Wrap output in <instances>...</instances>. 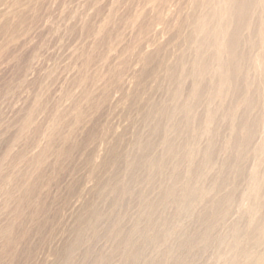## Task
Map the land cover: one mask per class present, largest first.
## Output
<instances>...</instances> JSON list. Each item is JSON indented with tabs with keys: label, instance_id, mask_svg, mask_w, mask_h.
Here are the masks:
<instances>
[{
	"label": "rangeland",
	"instance_id": "374dc122",
	"mask_svg": "<svg viewBox=\"0 0 264 264\" xmlns=\"http://www.w3.org/2000/svg\"><path fill=\"white\" fill-rule=\"evenodd\" d=\"M231 3L0 0V264H262L264 0Z\"/></svg>",
	"mask_w": 264,
	"mask_h": 264
},
{
	"label": "bare ground",
	"instance_id": "6f19581e",
	"mask_svg": "<svg viewBox=\"0 0 264 264\" xmlns=\"http://www.w3.org/2000/svg\"><path fill=\"white\" fill-rule=\"evenodd\" d=\"M205 1V0H204ZM210 2H211V0H209ZM215 1V0H214ZM257 1L258 0H232V8H231V14H230V12H229V15H231V18H232V20L233 21H235V22H237V23H244V24H247L248 23V25H250L249 23H250V15H251V13L254 11V10H256V9H258V8H256V6H259V5H257ZM221 1H219V3H220ZM227 2V1H226ZM260 2V1H259ZM215 3H217V2H214L213 4H215ZM223 3V2H222ZM224 3H225V1H224ZM212 4V3H211ZM226 4H228V3H225V6H226ZM208 5V4H207ZM220 5H222V4H220ZM206 6V5H205ZM223 6V5H222ZM263 6V5H262ZM229 7H231V6H229ZM228 8V7H227ZM226 8V9H227ZM256 8V9H255ZM261 8V7H260ZM211 9V8H210ZM215 9V8H214ZM263 9V8H262ZM205 10V9H204ZM218 10H220V9H218ZM225 10V9H224ZM208 11V10H207ZM209 12H210V10H209ZM212 12V11H211ZM210 12V13H211ZM223 12V11H222ZM207 13V12H206ZM215 13V12H214ZM219 14V13H218ZM217 14V15H218ZM227 14V13H226ZM225 14V15H226ZM254 14V13H253ZM217 15H215V16H217ZM256 15V14H255ZM209 16V15H208ZM212 16V15H211ZM219 16V15H218ZM260 16V15H259ZM205 18V17H204ZM207 18V17H206ZM257 18V17H256ZM200 19V18H199ZM202 19V18H201ZM200 19V20H201ZM255 19V18H254ZM201 21H203V20H201ZM209 21V20H208ZM219 21H220V18H219ZM225 21V20H224ZM228 21V20H227ZM206 22V21H205ZM214 22V21H213ZM227 23V22H226ZM231 23V22H230ZM229 23V24H230ZM263 23V22H262ZM204 24V23H203ZM206 25V24H205ZM227 25V24H226ZM232 25V24H231ZM254 25V24H253ZM258 25V24H257ZM207 27H208V25H206ZM234 26V25H233ZM242 26V25H241ZM203 27V26H202ZM206 27V28H207ZM218 27V26H217ZM225 27V26H224ZM198 28V27H197ZM220 28V27H219ZM237 28V27H236ZM210 29V28H209ZM212 29V28H211ZM229 29V28H228ZM259 29V28H258ZM257 29V30H258ZM201 30H202V28H201ZM207 30V29H206ZM214 30V29H213ZM230 30V29H229ZM231 30H233V29H231ZM252 30H254V29H252ZM198 31V30H197ZM200 31V30H199ZM210 31V30H209ZM207 32V31H206ZM205 32V33H206ZM216 32V31H215ZM200 33V32H199ZM209 33V32H208ZM222 33V32H221ZM207 34V33H206ZM214 35V34H213ZM216 35V34H215ZM218 35V34H217ZM208 36H211V34L210 35H208ZM219 37H220V35H219ZM226 37V36H225ZM206 38H207V36H206ZM209 38V37H208ZM216 38V37H215ZM227 39V38H226ZM229 40L227 41L226 40V44H225V46H224V50H225V52L227 53V60H226V62H224L222 65H221V70H222V80L224 81V82H227V85H228V82L229 81H231V80H233L234 79V77L235 76H237V74L239 73V70H240V68H241V66L245 63V61H246V57L244 56V54L241 52V50H240V47H241V41H240V37H239V33H238V31H236L235 29H234V31H233V33H232V35H231V37H229L228 38ZM218 40V39H217ZM223 39H221V41H222ZM210 41V40H209ZM209 43V42H208ZM212 43V42H211ZM216 43V42H215ZM214 43V44H215ZM222 43H225V42H222ZM248 43V42H247ZM196 44V43H195ZM204 44V43H203ZM210 44V43H209ZM243 44V43H242ZM208 45V44H207ZM216 45V44H215ZM219 45V44H218ZM224 45V44H223ZM222 47V46H221ZM244 47V46H243ZM213 48H215V47H213ZM217 48V47H216ZM202 51V50H201ZM200 52V51H199ZM206 52V51H205ZM203 53V52H202ZM207 53V52H206ZM201 54V53H200ZM210 54V53H209ZM218 54V53H217ZM220 54V53H219ZM224 54V53H223ZM205 55V54H204ZM213 55V54H212ZM209 56H211V55H209ZM225 56V55H224ZM205 57V56H204ZM207 57V56H206ZM221 58V57H220ZM206 61V60H205ZM223 61H224V59H223ZM202 62V61H201ZM210 62V61H209ZM219 62H220V60H219ZM218 63V62H217ZM200 64V63H199ZM208 65V64H207ZM201 66V65H200ZM219 66H220V64H219ZM197 68H199L198 67V65H197ZM213 68H215V67H213ZM218 68V67H217ZM207 69V68H206ZM201 70L202 71H205V67L204 66H202L201 67ZM209 71V70H208ZM207 71V72H208ZM215 71V70H214ZM200 72V71H199ZM196 73H198V72H196ZM202 73V72H201ZM262 73V72H261ZM205 75V74H204ZM212 75V74H211ZM262 75V74H261ZM210 76V75H209ZM239 76V75H238ZM203 77V76H202ZM201 78V77H200ZM204 78V77H203ZM218 78H220V77H218ZM215 79V78H214ZM201 81V80H200ZM203 81V80H202ZM213 81V80H212ZM216 81V80H215ZM218 81V80H217ZM217 81H216V83H217ZM245 81V80H244ZM210 82V81H209ZM205 83V82H204ZM233 83H234V81H233ZM240 83V82H239ZM242 83V82H241ZM197 84H198V82H197ZM207 84V83H206ZM217 84H219V83H217ZM235 84H237L236 83V81H235ZM246 84V83H245ZM205 85V84H204ZM234 85V84H233ZM220 86V85H219ZM235 86H237V85H235ZM247 86V85H246ZM221 87V86H220ZM226 87V86H225ZM231 87V86H230ZM229 87V88H230ZM223 88V87H222ZM244 88V87H243ZM203 88H200V90H198L199 91V94L202 92L201 90H202ZM207 89V88H206ZM247 89H248V87H247ZM208 90V89H207ZM246 90V89H245ZM221 91V90H220ZM230 91V90H229ZM195 92V91H194ZM208 92V91H207ZM222 92V91H221ZM195 94H196V92H195ZM198 94V93H197ZM205 94V93H204ZM212 94V93H211ZM231 94H232V92H231ZM236 94V93H235ZM247 94V93H246ZM201 95V94H200ZM203 95V94H202ZM213 95V94H212ZM211 95V96H212ZM233 95V94H232ZM240 95V94H239ZM251 95V94H250ZM198 96V95H197ZM210 96V95H209ZM244 96V95H243ZM227 97V96H226ZM232 97V96H231ZM230 97V98H231ZM236 97V96H235ZM200 99V98H199ZM235 99V98H234ZM243 100L245 101V98H243ZM252 100V99H251ZM248 102V101H247ZM251 102H253V100L251 101ZM247 106V105H246ZM254 106V105H253ZM252 106V107H253ZM255 107V106H254ZM245 109V108H244ZM236 110H237V108H236ZM245 111V110H244ZM252 111V110H251ZM218 112V111H217ZM241 113V112H240ZM244 113V112H243ZM249 113V112H248ZM228 114H229V112H228ZM234 115V114H233ZM251 114H249V116H250ZM219 116V115H218ZM217 116V117H218ZM248 116V117H249ZM215 117V116H214ZM229 117H231V116H229ZM239 117V116H238ZM247 117V118H248ZM216 118V117H215ZM225 118V117H224ZM260 118V117H259ZM219 119V118H218ZM221 119L222 120H224L223 119V117H221ZM239 119V118H238ZM245 116L243 115L242 116V119H240L241 120V126L244 124V122H245ZM210 120H212V119H210ZM218 121V120H217ZM214 122H215V120H214ZM235 122V121H234ZM239 122V121H238ZM246 124V123H245ZM244 124V125H245ZM250 124V123H249ZM234 125V124H233ZM249 127V126H248ZM254 127V126H253ZM232 128H235V127H232ZM251 128V127H250ZM242 129H243V127H242ZM252 129V128H251ZM257 128H255L254 130H256ZM255 133H256V131H254ZM247 133V132H246ZM251 133V132H250ZM249 132H248V134H246V136H245V140L246 141H248L250 138H252L253 137V135H251ZM239 134V133H238ZM253 134V133H252ZM216 135V134H215ZM243 135V134H242ZM251 135V136H250ZM214 136V135H213ZM219 136V135H218ZM216 137V136H215ZM244 136H242L241 138H243ZM239 140V139H238ZM243 140H244V138H243ZM215 141V140H214ZM233 141V140H232ZM251 141V140H250ZM243 143V142H242ZM241 143V144H242ZM211 144H214V143H212L211 142ZM232 144V143H231ZM211 146V145H210ZM216 146V145H215ZM233 146V145H232ZM245 147V146H244ZM231 149V148H230ZM240 149V148H239ZM245 149V148H244ZM264 149V148H263ZM191 150V149H190ZM229 151V150H228ZM233 151V149L231 150V152ZM264 151V150H263ZM230 152V151H229ZM237 152H239V150L237 151ZM232 156V155H231ZM237 156V155H236ZM240 156V155H239ZM210 158V157H209ZM257 160V159H256ZM260 161V160H259ZM242 162V161H241ZM263 162V161H262ZM233 164V163H232ZM228 165V164H227ZM232 169V168H231ZM236 171V170H235ZM241 172H242V169H241ZM240 172V173H241ZM259 172V171H258ZM262 172V171H261ZM223 173V172H222ZM237 173V172H236ZM221 174V173H220ZM263 175H264V173H262ZM226 175V174H225ZM239 175V174H238ZM242 175V174H241ZM221 176V175H220ZM229 176V175H228ZM255 176V175H254ZM256 177H258L257 176V174H256V176H255V178ZM224 178H225V176H224ZM259 178V177H258ZM253 179V178H252ZM257 179V178H256ZM263 179V178H262ZM226 180V179H225ZM258 181H261V180H258ZM254 182H256L257 183V181H253V183ZM255 183V184H256ZM260 185H261V183H259ZM264 186L262 185V188H263ZM257 191H260V190H257ZM261 191H263V190H261ZM168 193V192H167ZM255 193V192H254ZM258 192H256V195H258L257 194ZM260 194H261V192H260ZM189 195V194H188ZM252 195H253V193H252ZM264 195V194H263ZM262 195V196H263ZM185 196H186V194H185ZM260 197V196H259ZM259 197H258V199H259ZM183 198V197H182ZM186 198V197H185ZM261 198V197H260ZM188 199V198H187ZM255 199H257V198H255ZM256 201V200H255ZM262 201H263V198H262ZM264 202V201H263ZM262 202V203H263ZM257 203H258V201H257ZM261 203V202H260ZM177 204V203H176ZM253 204H254V202H253ZM252 205V204H251ZM253 206H255V204L253 205ZM257 207V206H256ZM255 207V208H256ZM262 208H264L263 206H262ZM185 209V208H184ZM263 210V209H262ZM215 212V211H214ZM253 212V211H252ZM254 213V212H253ZM255 214H257L256 212H255ZM254 216V215H253ZM202 217V216H201ZM257 217V216H256ZM264 217V216H263ZM254 218V217H253ZM262 218V217H261ZM251 220H254V219H251ZM257 220H259V219H257ZM261 221V220H260ZM255 222V221H254ZM262 222V221H261ZM256 224L257 223H254V225H255V227H257L256 226ZM263 226V224L262 223H258V226ZM259 230V229H258ZM261 230V229H260ZM249 233V232H248ZM253 237H254V235L253 236H251V239H253ZM194 239V238H193ZM251 242V241H250ZM261 247H262V245H261ZM185 248V247H184ZM188 251V250H187ZM259 252V251H258ZM256 254V253H255ZM180 255V254H179ZM245 255V254H244ZM238 257V256H237ZM240 258V257H239ZM252 260V259H251ZM257 260H258V262L259 263H262V264H264V252H263V254L262 255H260V257L259 258H257ZM256 260V261H257ZM237 262H239V261H237ZM236 262V263H237ZM248 262H250V261H248ZM234 263V262H233ZM236 263H234V264H236ZM252 263V262H251ZM255 263V262H254ZM232 264V263H231ZM239 264V263H238ZM247 264V263H246Z\"/></svg>",
	"mask_w": 264,
	"mask_h": 264
}]
</instances>
